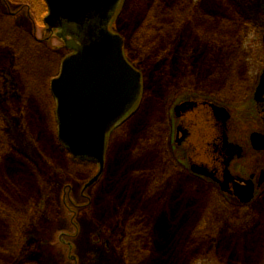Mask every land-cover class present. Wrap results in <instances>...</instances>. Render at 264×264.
Masks as SVG:
<instances>
[{"label":"rangeland","instance_id":"374dc122","mask_svg":"<svg viewBox=\"0 0 264 264\" xmlns=\"http://www.w3.org/2000/svg\"><path fill=\"white\" fill-rule=\"evenodd\" d=\"M40 1L0 0V264H137L148 255L139 237L149 228L141 219L151 228L152 255L143 264H264V184L255 186L245 207L213 192L217 207L204 221L207 178L184 176L169 200L147 196L162 188L156 184L163 154L175 169L186 170L187 150L175 142L172 106L198 92L218 101L242 98L240 78L257 68L247 54L260 52L255 42L264 33V0H182L195 23L210 14L212 36L175 17L176 0H122L111 30L123 37L128 60L141 72L143 94L134 113L108 135L103 172L86 189L97 166L73 161L57 139L48 90L66 51L45 32ZM169 78H180L181 88L169 92L167 109L162 99ZM228 107L229 139L243 148L230 171L243 178L253 173L257 182L264 151L249 145L250 132L259 127L254 107ZM143 170L158 171L148 191L151 179L137 174ZM131 215L138 220L124 258L119 250ZM196 226L206 227V238L203 231L193 238ZM190 240L195 250L188 253Z\"/></svg>","mask_w":264,"mask_h":264},{"label":"water","instance_id":"95a60500","mask_svg":"<svg viewBox=\"0 0 264 264\" xmlns=\"http://www.w3.org/2000/svg\"><path fill=\"white\" fill-rule=\"evenodd\" d=\"M47 31L56 30L72 54L63 59L50 83L56 100L57 136L68 153L93 161L103 172L106 135L131 110L141 90L140 73L126 60L122 38L109 30L121 0H44ZM253 147L264 149V137L254 133ZM248 201L250 191L237 194Z\"/></svg>","mask_w":264,"mask_h":264},{"label":"flooded vegetation","instance_id":"af4514ba","mask_svg":"<svg viewBox=\"0 0 264 264\" xmlns=\"http://www.w3.org/2000/svg\"><path fill=\"white\" fill-rule=\"evenodd\" d=\"M40 2L43 6L44 11H46L44 1L41 0ZM182 2V0H176V2L174 3V6L172 7L174 16H181V19L184 20L183 23H192V25L195 27L196 31L200 33V35L207 36L209 34L210 36H212L215 27L211 23L207 26L206 23V15L210 16V14H203L195 23V19H190L189 17L191 15H188L186 11L184 12L182 10ZM258 29L260 28L258 27ZM50 35L56 37L55 34L51 33L48 36L51 37ZM36 40L45 44L51 53L54 52V49L52 50V48L47 45L46 40ZM255 43H257V48L260 51L259 54L255 57V50L250 49L251 53H248L247 55L252 56V62L256 61L255 64L257 65V68L252 71H249L250 69L247 68L245 70V73H243L242 75L243 77L240 78L241 80L239 81V83L241 90L240 95L242 96L241 99L237 101H231L230 99V101H227V99L221 100L219 98L220 100L218 101V98L216 97V95H214L215 99L213 98V100H211L207 96H204V93L198 92V94L197 92H194L199 96L195 98L189 97L181 99L179 102L175 103L172 106V112L177 121L174 131L175 142L178 146L183 147L187 150L185 156V160L187 163V165L185 166L186 170L182 171L181 169H175V165L172 164V162L170 165L168 164V161L164 160L165 155L163 154L162 161L160 163L162 173V178L160 177L161 184H156L158 187L162 188L157 193L151 196L146 193L149 198L158 196V198H156L157 201H165L166 199L169 200L170 193L176 197V194L180 192V186L182 184V181L179 180L184 176L186 179L192 180L194 182H200L203 181L204 178H207V182L209 183V185L207 186L210 188L211 195L209 197V203H207L204 209V213L205 211H207V216H210L212 213H214L213 211H215V208L217 207L215 206L216 200L214 199L217 195L213 194V192L235 199L240 203L241 206L245 207L254 197L255 186L264 184V171H261L259 173L257 182H255L256 175L253 173L250 174L249 178H243L238 175H234L230 171V165L233 160L236 157L241 158L243 156V148L238 143L230 141L228 136L229 121L231 120V113L228 107L229 105H238L243 102L251 103V105L254 107L256 116L252 120H255V122L259 124V127L250 132L248 138L249 145L255 151H264V149H255L252 143V135L254 133L260 134L264 137V33L261 37L260 34L258 35ZM123 44L125 45L124 40ZM62 48L66 51V55L71 53V51L64 46H62ZM123 54L127 61L130 63L126 55L124 46ZM243 61L247 62L245 56L243 57ZM130 64L135 68L132 63ZM256 65H254L253 67L255 68ZM141 82L143 84V78L141 79ZM179 85L180 78L177 81L175 79L170 80L169 78V82L164 88V92H167V95L166 97L163 96L165 99V101H163L162 99L163 107L165 104L168 105L169 92L171 90L178 89L180 87ZM48 93L51 97L50 99H52L53 103L55 104L56 109L55 98L52 96L50 90H48ZM142 94L143 90L141 91L140 99L133 105L131 110L128 111V113L120 120V122H118V124L114 126V129L112 131L116 130L130 115L134 113L137 106L139 105ZM168 107L169 105L167 106V109ZM54 116L56 121L55 112ZM157 173L158 171L156 170H143L137 172L138 176H145L146 178L151 179V181L148 182L146 186L147 191L152 182L157 181ZM249 191L251 193L250 198L248 199V201L242 202L237 194H246ZM211 196H213L214 198H212ZM148 197L146 198L150 200ZM131 218H133L132 215ZM136 220H138V218H136ZM140 222H142V219L140 220ZM158 223L160 224V221ZM181 227H183V225H181Z\"/></svg>","mask_w":264,"mask_h":264},{"label":"trees","instance_id":"16d2710c","mask_svg":"<svg viewBox=\"0 0 264 264\" xmlns=\"http://www.w3.org/2000/svg\"><path fill=\"white\" fill-rule=\"evenodd\" d=\"M20 4V3H19ZM231 20V19H230ZM2 45V44H1ZM81 163V162H80ZM85 164H89V163H85ZM91 164H93V163H91ZM94 165V164H93ZM204 215L202 216V218H201V220L200 221H204V220H207V218L209 217V216H207V211H205V213H203ZM128 220H127V222H126V225H125V236H126V245L125 246H121L120 247V250L119 251H121L122 252V254H123V256H124V258L126 257V254L127 253H129V245H130V241H131V234H133V232H132V230H131V228H132V226H133V222L135 223V221H137L136 219H133V218H131V217H129V218H127ZM139 222V224L140 225H143V226H145V227H147V228H149V232H147V234H145L144 233V235H140V245H141V247H142V249H144V250H146V251H148V255H147V257L146 258H144L143 260H141L140 262H138L137 264H143V263H145L150 257H151V255H152V251H151V248H150V238H151V236H150V230H151V228H150V226H148L145 222H143V220H142V222H140V221H138ZM136 224V223H135ZM200 225V224H199ZM205 228L206 227H204V226H196V228H195V230H194V232H193V238H194V233L196 232V231H203L204 233H205V238L207 237V234H206V231H205ZM139 231H141V230H138L137 232H139ZM194 239H196V238H194ZM187 250H189L188 251V253H191V252H193L194 250H195V245H194V242L192 241L191 242V240H190V245L187 247ZM20 264H26V263H20Z\"/></svg>","mask_w":264,"mask_h":264},{"label":"bare ground","instance_id":"6f19581e","mask_svg":"<svg viewBox=\"0 0 264 264\" xmlns=\"http://www.w3.org/2000/svg\"><path fill=\"white\" fill-rule=\"evenodd\" d=\"M183 223H184V226H185V224H187V223H188V220H184V222H183Z\"/></svg>","mask_w":264,"mask_h":264}]
</instances>
